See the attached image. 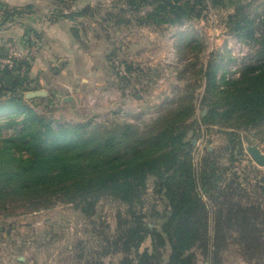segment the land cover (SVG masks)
Instances as JSON below:
<instances>
[{"label": "trees", "instance_id": "1", "mask_svg": "<svg viewBox=\"0 0 264 264\" xmlns=\"http://www.w3.org/2000/svg\"><path fill=\"white\" fill-rule=\"evenodd\" d=\"M208 6L232 8L227 21L230 34L255 52L242 61L233 73L236 77L229 76L223 64L225 58L228 63H236L235 59L209 56L202 68L204 87L199 99L207 112L190 123L195 113V88L190 85L149 122L136 117L139 120L131 122L114 118L104 123H69L37 112L35 103L47 98H25L34 90L28 77L19 81L8 71L0 72V212L10 207L38 211L65 203L91 217L99 200L111 197L124 203L134 219L111 243L116 252L125 254L119 264H134V260L135 264H162L165 255L164 264H195L196 249H203L204 256L218 264L229 241L238 244L246 264H264V209L254 214L231 210L225 220L219 210L216 235L211 238L208 207L229 169H220L207 148L198 166L186 150L188 134L198 136L201 126L224 128L232 141L235 131L264 125V1L255 7L254 0H125L108 21L165 29L201 20ZM3 15L10 16L6 7ZM107 57L110 61L117 56L111 50ZM119 66L123 68L115 73L113 85L136 94L140 80L133 63L120 60ZM2 76L14 78L13 86L5 87ZM234 150L243 153L241 144L232 147L231 163ZM149 178L167 206L160 231L143 226L142 217L133 211ZM147 238L152 250L140 252ZM166 247L167 254L160 252Z\"/></svg>", "mask_w": 264, "mask_h": 264}, {"label": "rangeland", "instance_id": "2", "mask_svg": "<svg viewBox=\"0 0 264 264\" xmlns=\"http://www.w3.org/2000/svg\"><path fill=\"white\" fill-rule=\"evenodd\" d=\"M263 1L254 0V6ZM232 13L233 9L230 7L208 6L201 20L177 28L151 29L152 32H144L142 35L150 37L153 42L148 40V45L136 50L135 55L127 60L123 59L125 53L121 45L117 46L116 41L110 40L108 50H114L117 57L108 61L113 65L108 64L106 77L115 80V73L123 68L119 66L120 60L133 63L134 69L137 70L134 73L139 75L136 94L128 93L131 99L142 100L135 108L138 114L136 117H140L144 122L152 121L164 112L167 103L178 99L187 90V85L195 88V113L188 123L206 114L207 110L200 107L199 99L204 87L202 68L209 56L220 54L235 59L236 63H228L227 58L223 63L230 71L228 75L232 76L234 72H238L242 61L255 52V48L238 42L230 34L227 21ZM117 30L123 33L121 29ZM114 32L111 31V34L115 35ZM120 43L122 42L119 41L118 44ZM233 76L236 77L237 74ZM99 88L97 93L90 96L94 99L93 103L88 101L89 96L82 94L73 105H69L58 92H53L49 97H45L47 101H38L34 107L39 114L49 115L47 117L54 121L69 123H104L114 118H128L125 113L116 112V109H120L118 100L117 104L112 102L113 105H110V94L99 91ZM128 107L127 109H130ZM136 117L126 120L131 122L137 119ZM226 131L221 127L201 126L198 136L193 137L191 133L187 136L188 144L196 139L195 144L188 150L195 165L198 166L207 148L213 151L216 159L213 158L220 169H229L222 174L214 195L215 201L208 207L211 238L216 235L215 217L219 210L225 220L226 213L231 210L254 214L258 213L261 207L264 209V166L253 163L246 151L248 146L258 145L264 154V134H258L264 131V125L256 130L235 131L231 137L233 143ZM238 144H241L243 153L240 155L234 150V162L231 163L229 151L232 147L237 149ZM236 184L238 188L234 192ZM222 203L224 206H221ZM166 207V203L155 191L153 178H149L141 201L133 208L136 217H142L143 226L160 231L165 221L163 218L166 216ZM133 222L127 206L111 197H102L91 217L83 216L71 204L65 203H56L48 209L38 211L10 207L7 212H0V264H119L125 254L116 252L111 243ZM223 235L226 238L227 234ZM234 236H237V233ZM151 243V238H147L140 252L145 248L152 250ZM239 249L238 244L231 241L226 243L219 255L218 264H246ZM168 251L166 247L160 252L167 254ZM166 258V255L160 258L162 264L166 262ZM194 261L195 264H213L204 256L203 249L194 251Z\"/></svg>", "mask_w": 264, "mask_h": 264}, {"label": "crops", "instance_id": "3", "mask_svg": "<svg viewBox=\"0 0 264 264\" xmlns=\"http://www.w3.org/2000/svg\"><path fill=\"white\" fill-rule=\"evenodd\" d=\"M124 1L0 0V11L6 7L10 12L7 17L0 15V45L4 48L10 41L20 43L27 31H34L41 45L27 75L29 86L34 88L31 91L45 90L48 97L58 92L73 105L82 94L90 97L97 93L98 87L108 85L99 91L110 94V105L118 100L120 109L116 112L125 113L128 117L125 119L130 120L138 116L135 108L142 100L131 99L129 89L116 87L106 77L108 47L111 41H116L124 49L123 59L127 60L136 50L148 45V40L151 43L153 40L142 35L152 32V28L108 21L109 15L115 14L117 6ZM117 29L123 33L119 35ZM111 31L116 34L112 35ZM119 41L122 43L118 44Z\"/></svg>", "mask_w": 264, "mask_h": 264}, {"label": "built area", "instance_id": "4", "mask_svg": "<svg viewBox=\"0 0 264 264\" xmlns=\"http://www.w3.org/2000/svg\"><path fill=\"white\" fill-rule=\"evenodd\" d=\"M3 14V9L0 15ZM41 41L34 31H27L23 41L7 42L5 47L0 45V72L8 71L19 81H23L28 75V66L37 57ZM14 79V78H13ZM90 103L94 102L92 97H88Z\"/></svg>", "mask_w": 264, "mask_h": 264}, {"label": "water", "instance_id": "5", "mask_svg": "<svg viewBox=\"0 0 264 264\" xmlns=\"http://www.w3.org/2000/svg\"><path fill=\"white\" fill-rule=\"evenodd\" d=\"M3 85L5 87H12L14 84V79L10 76H4L2 77ZM48 93L45 90H35V91H28L25 94L26 99H35V98H41V97H47ZM204 112V111H203ZM196 139H193L187 146L186 150H190L191 146L195 144ZM247 153L250 155L253 163H255L258 166H264V154L259 149L258 145H252L248 146L246 148Z\"/></svg>", "mask_w": 264, "mask_h": 264}]
</instances>
